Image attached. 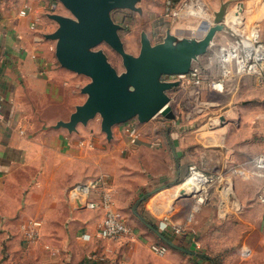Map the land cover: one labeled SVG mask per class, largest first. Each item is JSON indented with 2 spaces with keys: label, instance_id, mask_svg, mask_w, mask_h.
Here are the masks:
<instances>
[{
  "label": "crops",
  "instance_id": "crops-1",
  "mask_svg": "<svg viewBox=\"0 0 264 264\" xmlns=\"http://www.w3.org/2000/svg\"><path fill=\"white\" fill-rule=\"evenodd\" d=\"M2 1L9 3H0V264H214L209 258L219 264H264V218H254L255 207L246 209L247 218L252 219H241L232 226L236 227L234 232L243 234L230 244L227 209L220 215L214 205L198 203L195 197L176 199L185 183V191H194L191 177L180 189L175 191L174 187L189 165L200 164L206 158V152L201 151L206 132L201 126L195 129L194 122L209 108L221 109L216 113L220 125L215 131L225 135L220 172L248 178L245 174L254 172L255 158L264 154L260 106L264 83L252 75H241L226 79L221 91L209 85L219 77L220 47L238 35L234 27L240 26L243 19L234 16L237 9L231 14L232 23L224 18L225 29L216 33L207 55L192 62L190 69L198 71L200 83L167 91L176 117L170 130L166 128L164 136L141 137L136 145H112L107 140L78 141L62 128H37L27 120L30 116H45L53 107H58L57 119L66 120L61 115L68 116L72 111L59 109L63 102L58 89L69 88L70 71L54 64V45L30 29L33 14H18L23 3H29L39 13L35 1ZM224 2L229 0H220L217 9L209 8V21ZM259 7L262 9L260 3ZM38 13L36 24L40 22ZM260 34L264 35V29ZM164 76L162 80L167 81ZM185 104L189 108L184 110ZM123 149L126 156L120 162ZM207 158L211 160V155ZM97 175L107 176L108 189L118 208H124L139 196V191L147 189L145 217L151 218L173 243L196 254L170 247L163 255L152 253L150 245L163 241L138 218H127L129 233L116 239L97 237L95 231L103 211L75 208L68 196L73 185ZM241 184L242 181L235 182L234 194L242 208L251 198L243 193ZM227 194L223 195V203ZM186 204H192L189 211ZM187 211L189 219L185 217L189 215ZM30 219L40 222L33 242L22 235V227ZM177 226L182 227V232L175 234L172 227ZM231 246L234 250L229 252Z\"/></svg>",
  "mask_w": 264,
  "mask_h": 264
},
{
  "label": "water",
  "instance_id": "water-1",
  "mask_svg": "<svg viewBox=\"0 0 264 264\" xmlns=\"http://www.w3.org/2000/svg\"><path fill=\"white\" fill-rule=\"evenodd\" d=\"M58 1L72 17L47 14L57 23V28L43 34V37L54 41V56L61 67L89 77L90 82L80 89L86 94L84 103L77 105L67 120H58L53 128L72 132L78 123L86 124L98 114L100 129L110 140L113 125L133 118L139 123H146L160 114L169 131L176 117L167 91L178 86L179 82L164 81L162 77L187 73L192 62L206 54L216 33L225 29L223 22L228 2L221 3L213 13L212 21L203 19L198 23L197 28L202 34L197 36H177L167 30L160 42L152 44L142 32L138 54L133 55L124 50L118 36L120 26L112 20L110 12L114 9L140 12L136 6L139 0ZM238 8L241 11L242 3ZM101 42L107 43L120 55L124 68L122 72L118 73L111 66L102 51L92 50ZM194 194L196 192L187 197ZM137 203L132 205L133 214L168 247L196 254L173 243L157 225L140 216L136 210Z\"/></svg>",
  "mask_w": 264,
  "mask_h": 264
},
{
  "label": "rangeland",
  "instance_id": "rangeland-1",
  "mask_svg": "<svg viewBox=\"0 0 264 264\" xmlns=\"http://www.w3.org/2000/svg\"><path fill=\"white\" fill-rule=\"evenodd\" d=\"M34 1L39 11V13L38 12L37 13L40 16L39 17L40 22L36 24L34 29L36 31V34L42 37V39L44 40L46 39L43 37V34L51 33L57 28V23L51 20L50 18H48L47 14L55 13V14H61L64 16L72 17L71 13L58 0H34ZM165 1L166 0H139L136 6L140 8V12L130 11L127 9H114L110 12V16L112 20L120 26V28L118 29V36L126 52L133 55L138 54L140 47V34L142 32L146 33L152 44H156L160 42L164 38L167 30H169L172 34H175L177 36L199 35V33H197L196 30L198 23L203 19L208 20V18L209 19L212 18L209 8L211 9L213 7V9L214 8L217 9L218 2L220 0H199L200 2H202L204 12L202 11V14L198 12V14H200V16L202 17L198 16L197 19L192 17L173 19L167 16L164 12ZM174 1H176L177 3H181L183 0H174ZM263 1L264 0H229L227 5V12L224 18L226 19L227 23L229 21L230 23H232L234 16L231 14L233 11H235V9L238 8L239 4L242 3L241 14L238 16L239 18L242 17L243 19L241 20L242 24L238 27L235 26L234 29L235 30L237 29L236 32L238 34L240 33L245 34L254 30L255 26L259 25L258 28L260 29V33H261V31L264 29ZM1 2L6 4L9 3L0 0V3ZM210 2L213 3V6L209 4ZM254 2L257 3L256 7H254ZM259 3L261 4L262 9L261 7H259ZM229 17H231V19ZM190 19L192 20L190 21ZM226 38L229 39V37L227 36ZM260 38L264 42V35L262 36L260 34ZM232 40L229 39V41L231 42ZM48 41H50L54 45V41L52 40H48ZM92 50L102 51L107 61L111 64L112 67H114V69L118 73L124 70L120 55L116 53L107 43L101 42L95 47H93ZM212 50H214L213 47ZM201 57L204 58L205 56H201ZM51 59L54 61V64L57 67L60 66L54 56V47L53 50H51ZM216 66L217 65H215V67ZM69 75H70L68 79V82L70 84L69 88L62 91L58 89L59 94L62 96V102H63V105L59 109L64 110L67 108L68 111L73 112L77 105H81L84 103L86 99V94L82 93L80 89L81 87H83L84 85L90 82V78L85 75L77 74L72 71L69 72ZM262 99H260V101ZM262 101L263 102L260 106L264 108V100ZM182 107L184 108V110L189 108L186 104ZM57 109L58 107H53V109L48 110V114H46L45 116H30V118H28L27 120H29V122L32 123L37 128L42 126L43 128L54 129L53 126L58 121L57 118L60 116L57 114V111H59ZM219 111L218 110L216 111V108H209L207 109L206 114L200 116L194 122L196 125L195 129H198L199 126H201V129H204L203 131L206 132V134H204V136L201 139V143L205 146V148L203 146L201 147L203 148L201 149V151L204 153L206 152V156H204L206 158L202 161V163L197 165L194 164V166L196 168V171L206 175L215 173L217 172V170L219 171V169L222 167L223 164L221 162V157H222V153L225 152V148L223 145V143L225 142L224 141L225 135H223L220 132H215L217 131L220 125V121L218 117H216V113H218ZM69 115L67 116L65 114L61 116L67 120ZM208 123H212V126H207ZM128 124L136 126L140 131L142 137L148 135L164 136V133L166 131V125L160 114H157L146 123H139L136 118H133L124 123L113 125L112 138L110 140L106 139L105 134L100 129V117L98 114L93 118L89 119L86 124L78 123L76 125L75 130L72 132H68L64 128L62 129L70 133V137H72L73 139H78V141H83L86 138H90L89 139L90 142H94L95 140H101L102 143H106L107 141H109L112 145H118L117 144L118 142L121 144L123 143L127 144L124 128ZM75 133H79L81 136L76 138ZM120 151H121L119 154V158H121L120 162H123L126 156L124 152L125 149ZM209 155H211V160L207 158L209 157ZM252 170L254 171L252 174L250 172L248 174H245V176H248V178L246 177L241 178V175L233 176L229 174L228 176L226 175L225 172H222L221 176L223 180H221L220 182H213L210 184L208 188L207 198L203 203V204L208 203L209 205H214L215 206L214 210L220 211L219 212L220 215H222L224 213L223 211L227 209L228 214L226 215L227 216L226 218L228 220L227 222L229 223L227 225L228 227L227 235H228V242L230 244L234 243L235 241H238L243 234L242 233L240 235V232L238 230L234 232L233 230L236 229V227H232V226L237 225L238 221L241 219L245 221L252 219V218H247L246 209L250 207H255L256 212L254 218L257 219V215H260L261 219L264 218V208L258 201L259 194L264 189V169L253 167ZM189 176H190L189 171H187L183 179L178 180L177 183H175L174 186L175 191L176 189H179L180 185H182ZM236 181H242L241 189L243 190V193L246 194V196L250 195L249 197L252 200V201L250 200L248 203H245L242 206V208L241 205H239V202L235 198V194H234V184ZM166 184L169 183L166 182ZM182 186L187 187V184L185 183V185ZM151 189L152 187L148 188V190ZM145 191H147V189H143L142 191H139L138 193L139 196H136V198L132 202L126 204L124 208H118L125 217L127 222L129 218L130 219L132 218L133 220H137V217L132 212V205L136 203V201H138L136 207L138 214L152 225H155V222L151 218H147L143 214L144 200L139 201V198L143 193H145ZM226 192L228 193L227 194L228 196L227 199L225 200V203H223L222 201L224 200L223 195ZM186 207L189 211L192 208V204L190 205L186 204ZM188 211L187 214H189ZM185 217L189 219L191 216L189 214L188 216L186 215ZM186 221L188 220L186 219ZM239 229H244V231H247L246 228H239ZM230 250H234V246L229 247V252Z\"/></svg>",
  "mask_w": 264,
  "mask_h": 264
},
{
  "label": "built area",
  "instance_id": "built-area-1",
  "mask_svg": "<svg viewBox=\"0 0 264 264\" xmlns=\"http://www.w3.org/2000/svg\"><path fill=\"white\" fill-rule=\"evenodd\" d=\"M202 4L199 0H183L177 3L174 0H166L164 12L173 19L183 17H198L201 13ZM198 12L200 14H198ZM29 13L33 14V18L29 24L30 29H34L38 21L37 12L29 3H23L18 9V14L22 17ZM255 31V33H253ZM219 77L210 81L209 85L217 90L223 89V83L226 79L241 75H252L256 81L264 83V42L260 38L258 26L254 30L245 34H238L232 42L226 46H222L218 52ZM167 81H178L180 87L185 88L189 85H198L200 76L196 69H190L184 74H173L164 76ZM0 106V117H1ZM264 116V108H263ZM126 141L129 145H136L141 140V133L136 126L126 125L124 128ZM153 144H158L154 141ZM256 168L264 169V154L258 155L254 160ZM189 174L199 173L204 177L205 184L200 185L192 197L196 202H204L207 198L208 188L213 182L223 180L220 171L210 175L196 171L194 165H189ZM69 199L75 208L98 209L103 211V217L98 223L95 235L99 238L116 239L123 234L130 232V227L121 213V211L113 203L110 190L107 185V176L97 175L89 178L81 183L73 185L68 192ZM258 201L264 208V189L258 197ZM40 222L37 220H28L22 227V235L25 240L33 242L38 237V229ZM175 234L182 232V227H172ZM150 250L156 255H163L167 252L166 244H151Z\"/></svg>",
  "mask_w": 264,
  "mask_h": 264
},
{
  "label": "bare ground",
  "instance_id": "bare-ground-1",
  "mask_svg": "<svg viewBox=\"0 0 264 264\" xmlns=\"http://www.w3.org/2000/svg\"><path fill=\"white\" fill-rule=\"evenodd\" d=\"M203 11V10H202ZM241 14V11L239 10V8H237V11L235 12V14H234V16L235 17H238L239 15ZM197 29V32L199 33V34H202L199 30H198V28H196ZM189 177H191V181L193 182V184H194V186H193V189H194V191L200 186V185H202V184H205V179H204V177L202 176H200V174L199 173H194V174H192V175H190ZM184 189V191H183V193H181V191H180V193H179V196H178V198L177 199H181V198H185V197H187V195H189V194H191V192H187V191H185V190H187V187L186 186H182ZM180 189V188H179Z\"/></svg>",
  "mask_w": 264,
  "mask_h": 264
},
{
  "label": "trees",
  "instance_id": "trees-1",
  "mask_svg": "<svg viewBox=\"0 0 264 264\" xmlns=\"http://www.w3.org/2000/svg\"><path fill=\"white\" fill-rule=\"evenodd\" d=\"M174 183H177V181H175ZM148 196V194L147 193H145V194H142L141 195V197H142V199L141 200H139V201H143V200H145V198ZM164 243V242H163ZM165 244V243H164ZM202 257H205L204 255H201ZM209 260L212 262V263H214V264H219V263H217L215 260H213V259H211V258H209Z\"/></svg>",
  "mask_w": 264,
  "mask_h": 264
}]
</instances>
